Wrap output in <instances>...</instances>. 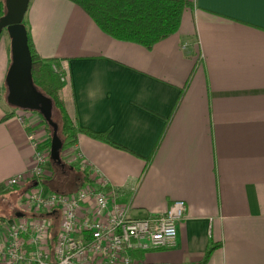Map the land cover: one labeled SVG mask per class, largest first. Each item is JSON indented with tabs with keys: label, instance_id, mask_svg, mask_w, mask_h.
Here are the masks:
<instances>
[{
	"label": "crops",
	"instance_id": "crops-1",
	"mask_svg": "<svg viewBox=\"0 0 264 264\" xmlns=\"http://www.w3.org/2000/svg\"><path fill=\"white\" fill-rule=\"evenodd\" d=\"M182 1L178 30L145 49L68 0H29L23 20L37 55L65 75L66 114L105 137L77 133L61 157L98 171L130 217L183 201L175 244L134 257L199 264L210 245L204 264H264V0ZM6 47L1 34L0 188L31 166L28 135L45 137L38 114L1 100ZM51 178L54 192L81 185L54 190ZM19 194L9 195L17 205Z\"/></svg>",
	"mask_w": 264,
	"mask_h": 264
},
{
	"label": "built area",
	"instance_id": "built-area-1",
	"mask_svg": "<svg viewBox=\"0 0 264 264\" xmlns=\"http://www.w3.org/2000/svg\"><path fill=\"white\" fill-rule=\"evenodd\" d=\"M51 69L64 84L59 66L51 63ZM28 142L31 166L2 185L19 188L20 194L14 213L0 220V264H153L134 254L175 244L183 201H173L162 214L130 217L116 190L80 160L77 169L85 182L72 192L50 191L44 138L29 134Z\"/></svg>",
	"mask_w": 264,
	"mask_h": 264
},
{
	"label": "trees",
	"instance_id": "trees-1",
	"mask_svg": "<svg viewBox=\"0 0 264 264\" xmlns=\"http://www.w3.org/2000/svg\"><path fill=\"white\" fill-rule=\"evenodd\" d=\"M78 6L95 25L107 36L117 41L130 42L150 49L156 42L174 34L179 27L182 10L185 2L182 0H68ZM0 15L4 12L3 0H0ZM22 23L26 31V43L31 59V81L34 88L42 95L49 98L51 102V121L56 124L57 137L61 141L59 157L63 167L59 168L51 164V177L66 172L73 165H68L61 157L64 149L75 144L77 133H86L87 135L105 141L102 134L91 133L74 126L65 112L62 99L59 92L63 86L59 82L58 75L51 69L49 60L40 58L35 52L30 40L28 27L24 20ZM1 35V33H0ZM6 53L9 62L8 44ZM182 94L179 95L174 109L178 106ZM16 110V108H15ZM19 110V109H18ZM13 113H6L4 118L11 117ZM39 116V115H38ZM40 118V124L43 126L45 137L44 145L49 147L51 137V127ZM23 121L22 117H19ZM115 148L119 146L109 143ZM50 177V178H51ZM81 183L86 180V175L79 172ZM8 190L0 188V196L7 193ZM3 217H0V220ZM213 247L210 245L204 252L199 264H204L208 259Z\"/></svg>",
	"mask_w": 264,
	"mask_h": 264
},
{
	"label": "water",
	"instance_id": "water-1",
	"mask_svg": "<svg viewBox=\"0 0 264 264\" xmlns=\"http://www.w3.org/2000/svg\"><path fill=\"white\" fill-rule=\"evenodd\" d=\"M29 0H3L4 12L0 15V33L5 31L9 39V62L4 76L5 101L22 111L35 112L51 127L49 160L63 167L59 157L61 141L57 137L56 124L51 121V102L38 92L31 81V59L26 43V31L22 23ZM19 217V212L14 214Z\"/></svg>",
	"mask_w": 264,
	"mask_h": 264
},
{
	"label": "rangeland",
	"instance_id": "rangeland-1",
	"mask_svg": "<svg viewBox=\"0 0 264 264\" xmlns=\"http://www.w3.org/2000/svg\"><path fill=\"white\" fill-rule=\"evenodd\" d=\"M1 34L5 37L6 43H9V39L7 37L6 32L3 30ZM5 95H6V90L5 87L3 88L2 94H1V100L2 102L5 101ZM10 108L15 109V107L8 105ZM17 111H22L18 110ZM37 114V113H35ZM39 118V117H38ZM40 120V118H39ZM51 169V166H50ZM52 174V173H51ZM79 177V173L77 172L76 169L74 168H69L66 172H62L59 174L54 175L51 180L49 181V187L50 189L54 190H70L72 187L77 183V179ZM10 191L8 190L7 193L2 194L0 196V216L5 217V216H11L14 211L17 209V204L14 201L13 197L12 199L9 198ZM14 193V192H12ZM10 199V200H9Z\"/></svg>",
	"mask_w": 264,
	"mask_h": 264
},
{
	"label": "snow or ice",
	"instance_id": "snow-or-ice-1",
	"mask_svg": "<svg viewBox=\"0 0 264 264\" xmlns=\"http://www.w3.org/2000/svg\"><path fill=\"white\" fill-rule=\"evenodd\" d=\"M235 2H241V0H235Z\"/></svg>",
	"mask_w": 264,
	"mask_h": 264
}]
</instances>
